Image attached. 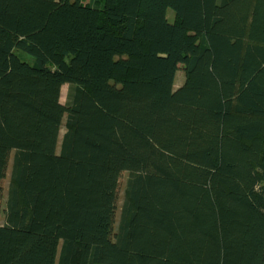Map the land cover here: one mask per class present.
Segmentation results:
<instances>
[{"label": "trees", "instance_id": "1", "mask_svg": "<svg viewBox=\"0 0 264 264\" xmlns=\"http://www.w3.org/2000/svg\"><path fill=\"white\" fill-rule=\"evenodd\" d=\"M12 151L0 264H264V0H0Z\"/></svg>", "mask_w": 264, "mask_h": 264}, {"label": "rangeland", "instance_id": "2", "mask_svg": "<svg viewBox=\"0 0 264 264\" xmlns=\"http://www.w3.org/2000/svg\"><path fill=\"white\" fill-rule=\"evenodd\" d=\"M90 1L91 0H84V2H90ZM166 15H167V18L169 20L173 19V12L171 9H167ZM15 52L17 53V55L22 60L28 62L29 64H34V58L31 55L25 53L22 50H15ZM183 79H184V72L182 70L178 69L175 73V76H174L173 88L176 89L177 87H179L183 83ZM67 91H68V85H63L61 88V97H60V101L62 103L65 102ZM63 132H64V126L61 127L60 132H59V139H58V144H57V148H56L57 152L59 151L60 140H61V136H62ZM12 154H13V151L9 155V163H8V167H7L6 176L2 182L3 191H2V196L0 198V224H2L4 222V215H3L4 200H5L6 188L8 185V177H9V172H10V161H11ZM126 178H127V173L122 172L120 177H119L118 187H117V206H118V209L116 211L117 218H118L119 207H120V204H121L122 198H123V192H124V186H125ZM115 226H116V224H115Z\"/></svg>", "mask_w": 264, "mask_h": 264}]
</instances>
